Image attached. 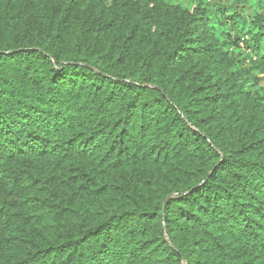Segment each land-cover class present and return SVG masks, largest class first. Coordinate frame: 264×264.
Wrapping results in <instances>:
<instances>
[{
	"label": "trees",
	"instance_id": "trees-1",
	"mask_svg": "<svg viewBox=\"0 0 264 264\" xmlns=\"http://www.w3.org/2000/svg\"><path fill=\"white\" fill-rule=\"evenodd\" d=\"M0 264H264V0H0Z\"/></svg>",
	"mask_w": 264,
	"mask_h": 264
},
{
	"label": "rangeland",
	"instance_id": "rangeland-1",
	"mask_svg": "<svg viewBox=\"0 0 264 264\" xmlns=\"http://www.w3.org/2000/svg\"><path fill=\"white\" fill-rule=\"evenodd\" d=\"M107 2H109L110 0H106Z\"/></svg>",
	"mask_w": 264,
	"mask_h": 264
}]
</instances>
